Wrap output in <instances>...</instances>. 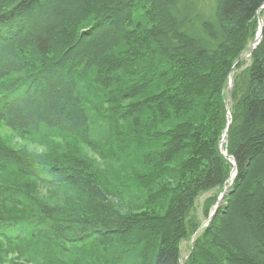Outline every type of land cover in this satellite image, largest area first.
Listing matches in <instances>:
<instances>
[{
  "label": "trees",
  "instance_id": "1",
  "mask_svg": "<svg viewBox=\"0 0 264 264\" xmlns=\"http://www.w3.org/2000/svg\"><path fill=\"white\" fill-rule=\"evenodd\" d=\"M262 7L264 0H0V124L137 166L129 180L166 210L102 209L69 229L70 213L55 220L20 188L0 185V211L11 215L0 218V241L35 249L50 235L65 251L90 244L102 264H264ZM259 15L262 37L247 65ZM227 96L224 146L236 176L209 220L234 169L220 152ZM90 169L65 157L36 166L0 147V174L77 186L102 200ZM153 180L164 181L161 191L153 193ZM210 193L199 231L196 203ZM129 232L130 241L119 240Z\"/></svg>",
  "mask_w": 264,
  "mask_h": 264
},
{
  "label": "rangeland",
  "instance_id": "2",
  "mask_svg": "<svg viewBox=\"0 0 264 264\" xmlns=\"http://www.w3.org/2000/svg\"><path fill=\"white\" fill-rule=\"evenodd\" d=\"M261 25L260 23V27ZM257 36L258 30L255 38L251 41V44H249L245 54H243V57L247 61V65H249V57L251 56L249 54L252 46L256 43ZM229 89L228 86V92ZM226 119L228 125V121L231 122V116L228 110ZM226 130L228 133V128H226ZM224 134L220 144V152L227 161L233 163V160L227 157L225 151L224 145L227 138L223 143ZM0 147L16 153L28 163L36 166H44L52 159L59 157L76 158L84 160L89 164L91 168L90 172L94 175V177H91L92 183L96 184L103 194L102 200H94V198L87 195L85 191L77 186L66 185L47 188L35 180H27L26 184H23L21 179L18 181L14 177L0 174L1 186L20 188L21 192L29 197L31 201L37 202L42 207H46L50 215L54 216L55 220H60L59 217H61L63 212L70 213L71 215H68L69 218L67 219V221H69L68 223L71 224L69 229H80L76 227L77 224L79 226L82 225V227L86 226L90 221L97 218V215H99L98 213H102V209H111L114 213L110 212V214L117 213L123 216H140L141 214L149 213L148 211L159 216L166 212L165 208L152 207V205L146 201H149V194H147V191L143 188H137L139 186L129 180L130 177L128 175L139 172L137 166L130 167L131 165H129V162L124 163L121 161L111 162L103 160L76 140L64 139L56 134H41L39 136L18 134L9 129L5 124H0ZM153 181L155 183L152 186L153 193L158 192L159 188L161 191L164 181ZM141 182L144 183L142 180ZM215 194L216 193L204 194L196 203L197 219L202 222L199 231H201L208 222L202 215L203 201ZM225 196L226 188L219 194L216 206H224ZM148 207H152L151 210L148 209ZM110 214L106 213L110 219H116L112 218L116 216H110ZM10 216L11 215L8 214L6 217V214L0 211V218H9ZM56 223L58 224V222ZM130 232L126 234L125 237L118 236V238H121L119 240L123 242L130 241ZM48 236L49 241H52L47 244V240L35 249L10 248L0 241V264H102V261L100 262V256L87 249L90 244H74L71 247H64L69 248L65 251L59 248L63 247L60 246L63 244L62 242H55L52 238L50 239V235ZM116 237L113 238L115 239ZM131 237L133 238L134 236L131 235ZM193 241L194 237H192L190 241H184L182 243V259L188 254L190 246L193 245Z\"/></svg>",
  "mask_w": 264,
  "mask_h": 264
},
{
  "label": "water",
  "instance_id": "3",
  "mask_svg": "<svg viewBox=\"0 0 264 264\" xmlns=\"http://www.w3.org/2000/svg\"><path fill=\"white\" fill-rule=\"evenodd\" d=\"M262 9H264V7H262ZM261 9V10H262ZM259 18H260V23L262 24V20H261V17L259 16ZM260 39H261V37H262V26H261V30H260ZM256 45H258V43L256 44ZM255 49V46H252V48H251V51H250V54L249 55H251V53H252V51ZM231 87H232V77L230 76V78H229V93H230V90H231ZM229 106H230V96H228V102H227V110L229 111ZM230 124H231V122L229 121L228 122V125H227V128L229 129V127H230ZM227 138V130H226V133L224 134V140H223V143H224V141H225V139ZM223 143H222V145H223ZM233 165H234V169H233V171H232V174L234 173V177L236 176V166H235V163L233 162ZM230 186H231V182H229V184H228V186H227V188H226V193L228 192V189L230 188ZM218 208H219V205H217L216 206V210H215V212H214V214L212 215V217H210V219L209 220H211V218H213V216L215 215V213H216V211L218 210Z\"/></svg>",
  "mask_w": 264,
  "mask_h": 264
},
{
  "label": "bare ground",
  "instance_id": "4",
  "mask_svg": "<svg viewBox=\"0 0 264 264\" xmlns=\"http://www.w3.org/2000/svg\"><path fill=\"white\" fill-rule=\"evenodd\" d=\"M259 16H260V15H259ZM261 26H262V25H261ZM260 30H261V27H260ZM260 30H259V32H258V36H257L256 43H255L253 46H256V44L259 43V41L261 40L260 37H259V36H260ZM228 122H229V121H228ZM233 179H234V173L231 175L229 182H232Z\"/></svg>",
  "mask_w": 264,
  "mask_h": 264
}]
</instances>
